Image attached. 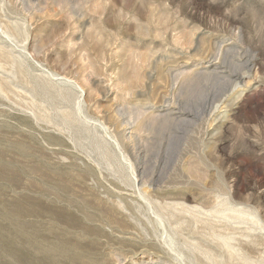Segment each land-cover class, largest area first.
Returning a JSON list of instances; mask_svg holds the SVG:
<instances>
[{
  "label": "rangeland",
  "instance_id": "1",
  "mask_svg": "<svg viewBox=\"0 0 264 264\" xmlns=\"http://www.w3.org/2000/svg\"><path fill=\"white\" fill-rule=\"evenodd\" d=\"M0 199V264H264V0H0Z\"/></svg>",
  "mask_w": 264,
  "mask_h": 264
},
{
  "label": "bare ground",
  "instance_id": "2",
  "mask_svg": "<svg viewBox=\"0 0 264 264\" xmlns=\"http://www.w3.org/2000/svg\"><path fill=\"white\" fill-rule=\"evenodd\" d=\"M10 163H3V166L1 167V174L3 176L9 177V174H7V171H9ZM11 170V169H10ZM12 171V170H11ZM11 175V173H10ZM12 177V176H11ZM11 179V178H9ZM12 180V179H11ZM143 197V196H142ZM144 200H146L145 197H143ZM1 201V199H0ZM147 201V200H146ZM155 213V211H153ZM156 215V214H155ZM113 229V228H112ZM42 255L35 256L36 258L33 260H28V264H60L59 259L54 256L55 254L47 252L45 249L41 251Z\"/></svg>",
  "mask_w": 264,
  "mask_h": 264
}]
</instances>
